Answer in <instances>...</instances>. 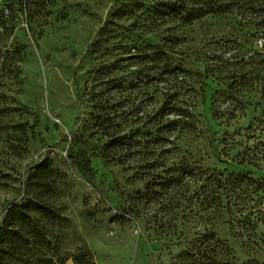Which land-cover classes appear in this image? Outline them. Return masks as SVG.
Returning <instances> with one entry per match:
<instances>
[{"label": "rangeland", "instance_id": "374dc122", "mask_svg": "<svg viewBox=\"0 0 264 264\" xmlns=\"http://www.w3.org/2000/svg\"><path fill=\"white\" fill-rule=\"evenodd\" d=\"M8 1L0 226L24 197L47 207L32 213L49 244L30 264H75L83 244L98 264H264V194L249 179L264 171V97L227 86L262 48L263 7Z\"/></svg>", "mask_w": 264, "mask_h": 264}, {"label": "trees", "instance_id": "16d2710c", "mask_svg": "<svg viewBox=\"0 0 264 264\" xmlns=\"http://www.w3.org/2000/svg\"><path fill=\"white\" fill-rule=\"evenodd\" d=\"M250 3L255 4L257 7H263V9L258 10V12L260 15L264 16V0H251ZM2 6L3 8L0 9V12L4 14V6H7L10 10L12 2L8 1ZM169 8L176 15L182 13V9H188L186 6H183V4L178 3L170 4ZM212 9L213 8L210 10L211 12L219 11L218 9ZM195 10L196 9L193 11ZM187 15L193 16L192 11L188 10ZM259 25H261L260 28H263L264 30V19ZM255 54V56L251 55L249 59H246L245 57L241 58V61L239 62V70L233 72L231 82L227 83V86L231 91H240L242 87H244L243 85L255 83L260 86V92L264 97V39L262 48H258ZM209 70L214 71V69ZM252 125L253 124L251 123L249 127H252ZM260 143L264 145V140H261ZM252 153L253 154H248L247 157L258 156L256 151H253ZM260 153V157L264 159V148L263 150H260ZM245 162L254 167H258V162L256 161L251 162V160H247V158L239 160V163ZM46 167L48 168L46 165L45 168L38 171L39 176L43 177L48 175L49 170H47ZM249 179H251L255 185V194H264V171H262L260 177H251ZM33 212L42 215H47L49 213L44 204H41L30 197H24L22 200L14 202L8 209L6 218L0 226V264H30L31 259H33L35 255L33 253V248L49 244L46 236L40 228L39 222L34 219L32 215ZM72 257L75 264H98L94 260L92 252L87 244L78 246L76 251L72 254ZM46 259L45 255L38 256L37 263L40 261L43 262Z\"/></svg>", "mask_w": 264, "mask_h": 264}, {"label": "built area", "instance_id": "2783aa9c", "mask_svg": "<svg viewBox=\"0 0 264 264\" xmlns=\"http://www.w3.org/2000/svg\"><path fill=\"white\" fill-rule=\"evenodd\" d=\"M3 6L0 4V9H2ZM9 8L7 6H4V13L8 14L9 13Z\"/></svg>", "mask_w": 264, "mask_h": 264}]
</instances>
